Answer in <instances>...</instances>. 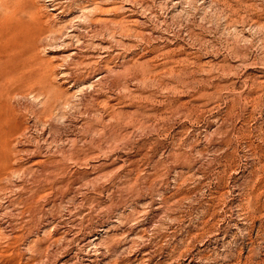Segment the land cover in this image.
Returning <instances> with one entry per match:
<instances>
[{
  "label": "rangeland",
  "instance_id": "obj_1",
  "mask_svg": "<svg viewBox=\"0 0 264 264\" xmlns=\"http://www.w3.org/2000/svg\"><path fill=\"white\" fill-rule=\"evenodd\" d=\"M0 264H264V0H0Z\"/></svg>",
  "mask_w": 264,
  "mask_h": 264
},
{
  "label": "bare ground",
  "instance_id": "obj_2",
  "mask_svg": "<svg viewBox=\"0 0 264 264\" xmlns=\"http://www.w3.org/2000/svg\"><path fill=\"white\" fill-rule=\"evenodd\" d=\"M8 10V9H7ZM4 13V12H3ZM19 13V12H18ZM18 22V21H17Z\"/></svg>",
  "mask_w": 264,
  "mask_h": 264
}]
</instances>
